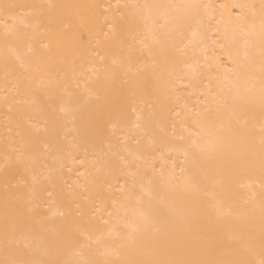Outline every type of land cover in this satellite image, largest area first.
Here are the masks:
<instances>
[{"label": "bare ground", "instance_id": "1", "mask_svg": "<svg viewBox=\"0 0 264 264\" xmlns=\"http://www.w3.org/2000/svg\"><path fill=\"white\" fill-rule=\"evenodd\" d=\"M262 259L264 0H0V264Z\"/></svg>", "mask_w": 264, "mask_h": 264}, {"label": "snow or ice", "instance_id": "2", "mask_svg": "<svg viewBox=\"0 0 264 264\" xmlns=\"http://www.w3.org/2000/svg\"><path fill=\"white\" fill-rule=\"evenodd\" d=\"M10 7H16L14 5H5L4 8L8 9ZM6 18H4L3 20V29H4V33L5 35H10V34H15L17 32V28L18 25L20 24H25V20L22 16H11V17H7V13L5 14ZM227 71L231 72L232 69L229 68L227 69ZM177 115H179V113H177ZM137 143H139V141H137ZM20 158L17 157V163H19ZM12 163L10 158H6L5 159V163H4V167L7 168L10 164ZM49 195H51V193L49 192ZM105 223H107V221H105ZM259 264H264V259H262Z\"/></svg>", "mask_w": 264, "mask_h": 264}]
</instances>
